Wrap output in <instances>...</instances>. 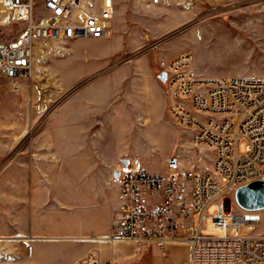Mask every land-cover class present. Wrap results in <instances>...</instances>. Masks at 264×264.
Here are the masks:
<instances>
[{"label":"rangeland","instance_id":"rangeland-1","mask_svg":"<svg viewBox=\"0 0 264 264\" xmlns=\"http://www.w3.org/2000/svg\"><path fill=\"white\" fill-rule=\"evenodd\" d=\"M114 3L110 38L39 40L18 89L0 77V264H110L106 243L94 251L88 240L115 227L114 171L124 160L152 172L190 165L160 61L189 53L203 77L264 78V0ZM21 28L0 25V42ZM134 246L114 245L130 256L117 264H182L187 252Z\"/></svg>","mask_w":264,"mask_h":264},{"label":"built area","instance_id":"built-area-1","mask_svg":"<svg viewBox=\"0 0 264 264\" xmlns=\"http://www.w3.org/2000/svg\"><path fill=\"white\" fill-rule=\"evenodd\" d=\"M114 2L0 0L8 14L0 25H22L14 39L0 42V77L18 89L31 75L39 40L110 38ZM159 67L167 76L170 113L190 133L194 156L187 168L176 162L164 172L137 162L123 166L108 242L112 249L120 242L162 250L188 245L189 264H264L262 211L244 210L235 200L239 187L264 179V78H206L189 53ZM208 219L223 235L203 233Z\"/></svg>","mask_w":264,"mask_h":264},{"label":"water","instance_id":"water-1","mask_svg":"<svg viewBox=\"0 0 264 264\" xmlns=\"http://www.w3.org/2000/svg\"><path fill=\"white\" fill-rule=\"evenodd\" d=\"M159 79L162 82H166L167 76L165 73L159 74ZM124 165H129V160H124ZM170 166L176 165V159H171ZM114 177L118 178L119 171H114ZM235 200L237 204L247 211H263L264 210V179L256 180L246 185H243L235 192ZM90 264H98L97 261H93Z\"/></svg>","mask_w":264,"mask_h":264},{"label":"crops","instance_id":"crops-1","mask_svg":"<svg viewBox=\"0 0 264 264\" xmlns=\"http://www.w3.org/2000/svg\"><path fill=\"white\" fill-rule=\"evenodd\" d=\"M115 10V9H114ZM110 25H111V27H112V22L110 21ZM79 40H81V39H79ZM117 213V212H116ZM114 231V228L112 229H107V230H105V231H103L101 234H96V235H99V236H106V235H110L112 232ZM94 241H98V242H103V243H106V249L109 247L110 248V255H109V257H106L108 260H109V262H110V264H111V262H113V264H117V262H118V260L119 259H121V258H124V257H130V256H128V255H121V254H119V253H117V252H115L114 251V248L112 249V246L110 245V243L109 242H107L108 241V239H102V240H95V239H90V240H88V247H89V249H91V250H96L97 249V247H98V245H95L94 244ZM132 247H133V251L136 249H138V248H136V246H134V245H132ZM148 253L150 252L151 253V256L153 257V250H154V246H142ZM168 247H171V248H183L184 250H187V252H186V256H185V258H184V261L182 262V264H189V261H190V259H191V248H190V246H188V245H170V246H168ZM167 247V248H168ZM159 248V247H158ZM165 249V250H162L161 248H160V251H162V253L164 254H166V253H168V249ZM116 253V254H115ZM154 259V258H153ZM157 259H160V258H158L157 257ZM169 262H171V261H169ZM109 264V263H108Z\"/></svg>","mask_w":264,"mask_h":264},{"label":"bare ground","instance_id":"bare-ground-1","mask_svg":"<svg viewBox=\"0 0 264 264\" xmlns=\"http://www.w3.org/2000/svg\"><path fill=\"white\" fill-rule=\"evenodd\" d=\"M7 16L8 14L5 11L0 9V21H5L7 19Z\"/></svg>","mask_w":264,"mask_h":264}]
</instances>
